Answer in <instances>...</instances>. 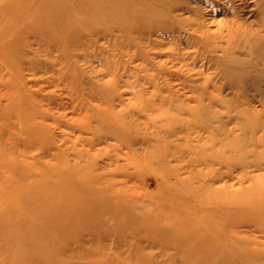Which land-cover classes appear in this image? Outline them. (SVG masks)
<instances>
[{
    "label": "rangeland",
    "instance_id": "rangeland-1",
    "mask_svg": "<svg viewBox=\"0 0 264 264\" xmlns=\"http://www.w3.org/2000/svg\"><path fill=\"white\" fill-rule=\"evenodd\" d=\"M53 1L0 0V264H264V169L209 156L255 159L229 60L264 69V0H104L155 14L103 31Z\"/></svg>",
    "mask_w": 264,
    "mask_h": 264
},
{
    "label": "bare ground",
    "instance_id": "bare-ground-1",
    "mask_svg": "<svg viewBox=\"0 0 264 264\" xmlns=\"http://www.w3.org/2000/svg\"><path fill=\"white\" fill-rule=\"evenodd\" d=\"M74 1L75 0H70V2L67 0L66 1L65 0H58L56 2V5L54 4L55 2L53 1V2L49 3L48 5H46L45 6L46 8L44 7V10L47 13H51L53 11V8H55V12H56L55 16H56V20H57L58 25H60L62 20H64V19L68 20L70 25H74L75 23H78V22H80V24H82V22H83L85 25H87V24L89 25V28L87 25L88 31H91L93 27L95 29L96 28L99 29V27H100L102 29V28L108 26L107 21H102V22L99 21V18L101 19V17H103L104 15L109 18L108 22H110V23H116V22L122 23L123 21H125V22L130 21L131 19H133L136 16H138L140 18H142L141 16H143V17L151 16L152 17L155 14V11L152 8L148 7L149 9H147V8L142 9V7L139 4H137V5H135L137 9L134 7L135 8V10H134V8L130 4H128L127 2H124L123 5L130 6L131 10L129 13L126 12V14H124V17H118V15L110 13L108 10L109 4H110V6H113L114 4L116 5L117 3H119L118 0H111V1L108 0L109 4H107L106 1H104V0H101V1H99V0H95V1H93V0H77L76 2L80 1V3H78L77 5L74 4ZM67 2H69V3H67ZM167 2L171 3L172 0H167ZM69 5H71V8L69 7ZM4 8H6V5L3 3H0V10L2 11V9H4ZM139 8L142 10L140 11ZM167 8H168V6H167ZM16 10H17L16 11L17 15L18 14L20 15L22 11H20L19 6L16 7ZM136 10H138L139 12L138 11L136 12ZM75 16H77L78 18H76ZM58 18H60V19H58ZM47 22H50V24L52 26L54 24L53 20L47 21ZM139 25L142 26V28H140V29L145 30V26L141 22L138 23L137 26H139ZM101 31H103V29ZM75 36H76V34H75ZM258 39L259 40H257V38H256V40H253V41L246 43L248 45V47L250 48V51H252L254 53L259 50L258 49L259 46H261V45L264 46V40L261 38H258ZM233 53L230 55L229 63L237 67L236 74H238V76L240 78H243V80H242L243 82H240L241 85H239L240 86L239 90L243 91L245 85L248 86V84H249V86H250L253 84V83H251V82H253V80H257V78H256L257 74L264 76V69L259 68L257 66V64H255V63H252L249 61H244L242 58L236 57L235 55H233ZM250 72L254 73V77H253L252 81L249 78ZM243 109L246 110L244 112L245 113L244 114L245 124L241 122L240 123L241 126L245 125V126L251 127L253 130L257 131V133H260V135L254 137L255 142L253 143V145H252L253 149L251 150L253 152L251 158H255V159L247 160L245 158H241L240 156H242V155H240L239 157H230V156L224 157L223 156L224 155V149L222 151L220 150L217 152L211 150L212 153L209 156L211 157L210 160H213V158H222V161H223L222 163H224L229 168H232V166L240 165L241 167H243V170H242V171H244L243 176H247L246 173H247L248 168H251V167L254 168L255 167L254 169H257V170L264 169V164L262 163L264 159H262L263 157L261 156V153L264 154L263 152H261L264 149H259V147H258V145L261 144L262 141L264 140V122H260L257 119V117H259V115H262L263 113L253 111L250 107H247V108L243 107ZM240 110H242V109H240ZM206 125L207 124H205V126ZM222 134H223V139L225 140V139L230 138L231 133L229 131H226L225 129H223ZM225 147H229V146H225ZM231 148H232V150L238 151L239 150L238 148H240V147H238L237 145H232ZM260 160L262 162H260ZM252 179H254V178H252Z\"/></svg>",
    "mask_w": 264,
    "mask_h": 264
}]
</instances>
